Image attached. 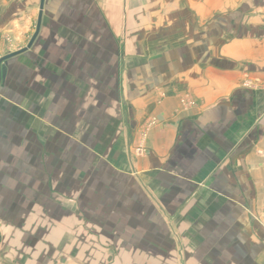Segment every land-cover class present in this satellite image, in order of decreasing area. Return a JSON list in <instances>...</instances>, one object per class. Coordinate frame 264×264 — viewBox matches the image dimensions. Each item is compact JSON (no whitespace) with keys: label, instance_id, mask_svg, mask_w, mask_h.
<instances>
[{"label":"crops","instance_id":"crops-1","mask_svg":"<svg viewBox=\"0 0 264 264\" xmlns=\"http://www.w3.org/2000/svg\"><path fill=\"white\" fill-rule=\"evenodd\" d=\"M165 2L140 7L135 42L133 5L118 23L115 6L93 7L90 20L84 7L45 0L33 46L4 63L0 204L37 215L43 190L53 197L55 144L88 149L93 127L94 188L125 207L127 231L157 240L144 251L158 254L151 264H264V89L245 87L264 84V0ZM40 6L0 0V55L29 45ZM2 245L0 229V264H16Z\"/></svg>","mask_w":264,"mask_h":264},{"label":"rangeland","instance_id":"rangeland-1","mask_svg":"<svg viewBox=\"0 0 264 264\" xmlns=\"http://www.w3.org/2000/svg\"><path fill=\"white\" fill-rule=\"evenodd\" d=\"M57 1L69 2L72 7H84L90 20L93 19L94 10H91L93 7L115 6L118 8V13H112V15L117 18L118 23L126 22L125 15L122 13L127 9V6L133 5L135 14L133 19L129 20L130 26L133 23V29L128 32L130 36L133 34L132 37L135 42L141 40L140 35L144 32L140 7L143 4L157 6L159 3V0ZM165 1L164 4L169 5L187 7L193 5V0ZM103 14L105 13L103 12ZM110 14L106 13V16L108 17ZM176 15L179 16L178 14H171L172 17ZM157 16H153L156 18L155 20H150V22L155 23L153 29H150V35H152L150 39L157 36V32H159ZM126 32L118 30L119 34H123V37H125ZM35 33L36 31L31 40ZM27 47L28 45L24 49ZM19 48L21 47L5 45L0 57L14 54ZM119 66L121 68L122 65ZM119 80L121 82L123 79ZM4 96V92L0 90V101H4L2 98ZM92 128L86 127L87 141L83 144H86L88 149L77 148L78 143L71 142V140L64 142L63 148L62 144H55L54 157L48 159L49 162L51 159L50 163L54 170L52 176L54 182L53 197H50V193L45 195V190H43L44 195H41V199H39L37 215H30L24 211L26 208L30 210V207H23L22 210L17 207L15 210L12 206H9V209L5 208L4 205L1 206L4 194L0 193L2 246L4 248L10 247V250L14 248L11 250L13 251L11 255L16 264H151L152 261L156 262L158 254H154L155 259L151 260L149 254L144 251L157 252V240L155 239L154 243L150 244L151 239L142 238L140 229L127 231L135 223L126 222L125 207L114 204V201L109 199L108 191L99 195L101 191L94 188L97 178L94 174V145L93 141H90L91 136H93ZM88 136L90 137L88 138ZM38 147L39 150H45L44 145L39 144ZM39 162L42 164L40 159ZM45 165L44 159V163L40 167H45ZM3 177L4 175L0 174V178ZM42 181H45V177L42 178ZM62 181L69 182V186L66 187L64 184L62 187ZM3 210H10L13 214L5 215ZM178 240L184 241L183 238ZM143 243L146 246H143ZM11 255L3 252L2 256L4 257L2 258H8ZM162 259L170 262L174 260L173 254H167ZM182 259H184V255Z\"/></svg>","mask_w":264,"mask_h":264},{"label":"water","instance_id":"water-1","mask_svg":"<svg viewBox=\"0 0 264 264\" xmlns=\"http://www.w3.org/2000/svg\"><path fill=\"white\" fill-rule=\"evenodd\" d=\"M44 5H45V0H41V6H40L41 13H40L39 21H38V27H37V30H36V33H35L34 37L32 38L31 42L29 43L28 47L26 49H23L20 52L7 55L6 57H4L3 59L0 60V86L2 85V83L5 82L6 76H7V67H6V65H4V63L6 61H8V60H10V59L22 54V53H25L28 50H30L31 47L33 46L35 40L37 39V37L39 35V32H40V29H41V22H42Z\"/></svg>","mask_w":264,"mask_h":264},{"label":"built area","instance_id":"built-area-1","mask_svg":"<svg viewBox=\"0 0 264 264\" xmlns=\"http://www.w3.org/2000/svg\"><path fill=\"white\" fill-rule=\"evenodd\" d=\"M245 87L246 88H251V89H264V84H260L258 82H254L252 81L251 79L247 78L246 81H245ZM181 103L182 105L187 108V109H190L192 108L193 106H195V103L193 102L192 99H190L189 96H184L182 99H181ZM154 124V122H152L151 124H149V126H152ZM138 152L139 153H144V149L141 147L138 149Z\"/></svg>","mask_w":264,"mask_h":264}]
</instances>
